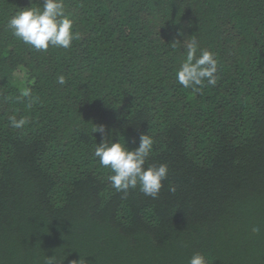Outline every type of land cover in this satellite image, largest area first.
Here are the masks:
<instances>
[{
    "label": "trees",
    "instance_id": "trees-1",
    "mask_svg": "<svg viewBox=\"0 0 264 264\" xmlns=\"http://www.w3.org/2000/svg\"><path fill=\"white\" fill-rule=\"evenodd\" d=\"M42 3L0 0V264H264V0H64L76 38L37 51L7 25ZM193 35L217 61L197 91L172 45ZM101 124L152 137L157 198L111 186Z\"/></svg>",
    "mask_w": 264,
    "mask_h": 264
},
{
    "label": "clouds",
    "instance_id": "clouds-1",
    "mask_svg": "<svg viewBox=\"0 0 264 264\" xmlns=\"http://www.w3.org/2000/svg\"><path fill=\"white\" fill-rule=\"evenodd\" d=\"M73 23V20L65 14L64 0H43L40 7H27L17 12L9 19L7 26L12 35L23 43L37 51H46L50 46L63 49L71 46L76 38ZM182 35L177 32L176 37ZM172 45L183 46L186 52V59L176 72V80L181 86L197 91V86H203L205 81L210 86L216 84L217 61L214 54L200 48L194 35L183 39L182 43L180 39L174 38ZM198 51L199 56L196 55ZM58 82L63 84L64 78L59 77ZM22 96H30V90L24 89ZM9 120L13 128H21L27 123L26 118L17 120L15 116L10 117ZM113 132V129H107L103 124L93 126V133L100 134V142L95 144L94 156L99 159L102 167L108 168L113 173L108 177L111 186L126 195L129 189L139 185V190L145 196L157 198L163 187L162 181L167 178L168 166L160 164L144 167L152 151V137L148 133L141 134L138 147L129 150L125 142L119 140L118 134L117 142H112ZM259 231V227L252 228L253 233ZM46 264H55L54 257L46 258ZM72 264H80V259L73 261ZM188 264H206V260L197 252L192 255Z\"/></svg>",
    "mask_w": 264,
    "mask_h": 264
}]
</instances>
